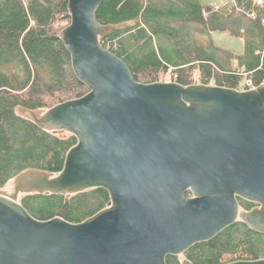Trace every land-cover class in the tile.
Returning a JSON list of instances; mask_svg holds the SVG:
<instances>
[{"label":"water","instance_id":"water-1","mask_svg":"<svg viewBox=\"0 0 264 264\" xmlns=\"http://www.w3.org/2000/svg\"><path fill=\"white\" fill-rule=\"evenodd\" d=\"M101 1L68 0V25L49 36L63 42L88 91L48 108H16L38 128L77 141L59 172L29 167L0 189V264H167V254L238 220L264 233V83L136 81L101 44L130 23L97 21ZM97 187L110 203L83 221L66 220L70 196ZM33 193L64 201L40 220L19 201ZM238 198L255 207L240 210Z\"/></svg>","mask_w":264,"mask_h":264},{"label":"trees","instance_id":"trees-1","mask_svg":"<svg viewBox=\"0 0 264 264\" xmlns=\"http://www.w3.org/2000/svg\"><path fill=\"white\" fill-rule=\"evenodd\" d=\"M68 0H0V189L21 170L34 167L57 173L73 134L38 128L16 112L19 105L48 108L83 96L87 86L74 74L70 54L60 39H51L68 25ZM228 12L200 0H102L96 19L102 24L130 23L111 31L101 44L119 57L139 82L169 79L183 85L195 82L239 89L241 75L255 86L264 82V0H230ZM254 13V17L250 16ZM66 21L64 26L58 24ZM228 31L243 39V51L233 53L199 35ZM237 62V67L233 61ZM241 70V71H240ZM188 195V193H187ZM66 220L80 222L110 203L102 187L71 195ZM20 203L35 218L47 220L62 206L64 195L24 194ZM246 206L248 203L245 204ZM264 255V233L238 220L214 238L193 244L184 252L192 264H225ZM167 264H182L167 254Z\"/></svg>","mask_w":264,"mask_h":264},{"label":"rangeland","instance_id":"rangeland-1","mask_svg":"<svg viewBox=\"0 0 264 264\" xmlns=\"http://www.w3.org/2000/svg\"><path fill=\"white\" fill-rule=\"evenodd\" d=\"M201 3L204 4H211L215 7H219L218 9L221 10L222 12H228L230 5L229 4H225V3H230V0H200ZM256 3V0H254ZM66 24V21H62L60 22L58 25L59 26H64ZM211 41L214 43V45L220 47L223 50L229 51V52H233V53H241L243 51V39L241 37H238L236 35H231L228 31H213L209 34H201L199 35V41L202 44L208 45L209 41ZM233 64L235 65V67H237V62L234 60ZM241 71V70H240ZM192 72V78L195 82L193 83H200V82H196L200 81V72L198 70H193L191 69ZM171 73H173L171 71V69L165 71L164 73H161L159 76V79L161 81H170L169 79L171 78ZM247 73H243L241 75L242 80L240 81V84L242 85V81H245V79L249 78L246 75ZM239 84V85H240ZM12 183V180H10L2 189H7L10 184ZM22 195L19 196V200L21 198ZM179 258L180 261H182L184 259V253L180 254L177 256ZM261 257H264V255H262Z\"/></svg>","mask_w":264,"mask_h":264},{"label":"built area","instance_id":"built-area-1","mask_svg":"<svg viewBox=\"0 0 264 264\" xmlns=\"http://www.w3.org/2000/svg\"><path fill=\"white\" fill-rule=\"evenodd\" d=\"M257 2L258 3H262V0H257ZM250 16H255L254 15V13L253 12H250ZM171 77L173 78V79H175L176 78V73L175 72H173V73H171ZM243 83H242V85L240 84L239 86H240V88L239 89H249V88H253V87H255V84L253 83V81L251 80V79H249V78H247V79H245V81H242ZM264 83V82H263ZM262 83V84H263Z\"/></svg>","mask_w":264,"mask_h":264},{"label":"flooded vegetation","instance_id":"flooded-vegetation-1","mask_svg":"<svg viewBox=\"0 0 264 264\" xmlns=\"http://www.w3.org/2000/svg\"><path fill=\"white\" fill-rule=\"evenodd\" d=\"M238 202H239V208L240 210H250L253 207H255V202L249 201V200H245L242 198H238ZM248 203V205L246 206L245 204Z\"/></svg>","mask_w":264,"mask_h":264},{"label":"bare ground","instance_id":"bare-ground-1","mask_svg":"<svg viewBox=\"0 0 264 264\" xmlns=\"http://www.w3.org/2000/svg\"><path fill=\"white\" fill-rule=\"evenodd\" d=\"M168 82H174V81H168Z\"/></svg>","mask_w":264,"mask_h":264},{"label":"clouds","instance_id":"clouds-1","mask_svg":"<svg viewBox=\"0 0 264 264\" xmlns=\"http://www.w3.org/2000/svg\"><path fill=\"white\" fill-rule=\"evenodd\" d=\"M210 84H212V83H210Z\"/></svg>","mask_w":264,"mask_h":264}]
</instances>
